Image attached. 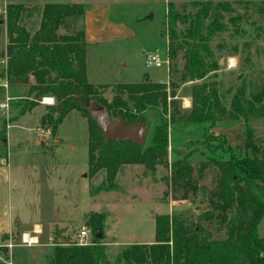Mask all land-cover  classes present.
Here are the masks:
<instances>
[{
  "label": "trees",
  "instance_id": "16d2710c",
  "mask_svg": "<svg viewBox=\"0 0 264 264\" xmlns=\"http://www.w3.org/2000/svg\"><path fill=\"white\" fill-rule=\"evenodd\" d=\"M5 1L7 61L0 77H6L10 86L29 88L21 116L40 105L43 98L55 99L53 105H46L47 111L41 117V123L50 124L55 133L72 111L88 117L90 175L105 173V181L92 187L91 194L116 189L121 168L140 164L150 172H156L159 166L169 168L170 174L164 180L175 199L188 200L192 194L197 197L200 190L207 195V207L195 222L176 214L157 215L154 243L128 245L114 257L107 245L96 239L106 215L94 214L89 220L90 226L98 227L93 230V243L66 247L57 244L50 264H264V237L258 232L264 217V140L256 137L251 125L264 118V83L255 89L256 85L245 78L229 106L224 103L217 80L221 58L213 44L228 31L223 21L230 11L228 4L193 2L181 13L170 4L167 24L172 67L168 82L117 84L110 101L103 95L105 86L88 79L85 4L47 3L37 7L27 4L36 0ZM33 15L40 17L35 30L27 24ZM181 52L184 63L178 68ZM187 82L193 83L192 108L182 111L175 97ZM0 93L5 91L0 88ZM93 100L113 119L122 117L128 124L141 123L147 130L145 113L161 109L162 115L150 127V144L107 141L90 114ZM236 122L244 125V148H233L224 136L210 133L216 125ZM195 123L205 125L203 140L187 142L188 152L182 154L180 150L169 163L171 127ZM2 131L6 141V128ZM193 145L203 150L194 151ZM195 152L202 159L194 161ZM208 172L213 174L209 189L203 184ZM169 194L167 190L165 196Z\"/></svg>",
  "mask_w": 264,
  "mask_h": 264
},
{
  "label": "rangeland",
  "instance_id": "374dc122",
  "mask_svg": "<svg viewBox=\"0 0 264 264\" xmlns=\"http://www.w3.org/2000/svg\"><path fill=\"white\" fill-rule=\"evenodd\" d=\"M205 1L208 0H36L27 4L43 7L47 3H83L87 12L102 7L101 29L87 42L86 66L89 81L105 86L103 95L111 101L117 84L145 80L168 82L172 67L168 51L169 6L172 4L181 13L185 5L188 10L193 2ZM211 1L213 4L227 3L230 9L223 19L228 31L213 44L217 57L222 61L217 77L219 89L224 103L229 106L230 98L245 78L248 83L256 85L255 89L264 83V0ZM7 3L0 1V71L7 61ZM27 22L35 30L40 17L33 15ZM110 22L122 23L124 30L111 29ZM217 44H220L219 48ZM155 48L163 53L167 49L169 69L167 65H146L147 53ZM183 63L181 52L178 68H182ZM192 85V82H187L177 91L175 100L182 111L192 108ZM28 90L27 86H10L9 109L0 108V157L10 170L9 181L5 185L7 206L15 219H21L20 230L30 231L37 223L41 225L42 233L40 244L31 247L22 246L13 233L16 246L12 250L5 246L10 241L9 235L1 238L0 264H50L57 244L73 246L80 229L86 225L90 231L87 241L95 238V228L100 227L103 234L100 241L107 245L108 253L114 257L128 245L154 243L157 215H181L192 223L206 209L204 190H200L197 197L192 194L188 200L173 197L170 185L164 180L170 170L164 166L150 172L140 164L125 165L117 176L116 189L91 194L92 187L105 181V173L90 175L88 117L81 111H72L55 133L50 124L41 123V117L47 111L46 105H53L54 98H43L40 105L21 116ZM5 97V93H0V104ZM171 102L172 97L169 96V110ZM90 108L103 109L95 100L90 102ZM145 115L148 132L144 145L148 146L152 134L150 127L162 115V110L154 109ZM251 125L256 137L264 140V118L252 121ZM3 128L7 131L6 141ZM38 128L48 130L50 135H39ZM204 133L205 125L202 123L171 127L168 162L171 163L180 150L182 154L188 152L187 142L203 140ZM210 133L224 136L233 148L245 147L242 122L216 125ZM192 147L194 151L203 150L199 145ZM199 152L194 153V161L202 159ZM212 175L208 172L203 182L208 189L212 186ZM167 190L170 194L166 197ZM94 214L106 215L103 226H90L89 220ZM258 232L264 237V217Z\"/></svg>",
  "mask_w": 264,
  "mask_h": 264
},
{
  "label": "crops",
  "instance_id": "0c3cea01",
  "mask_svg": "<svg viewBox=\"0 0 264 264\" xmlns=\"http://www.w3.org/2000/svg\"><path fill=\"white\" fill-rule=\"evenodd\" d=\"M97 6V5H96ZM102 7H95L94 11L89 10L86 18V40L94 37V34H98L100 31L103 12ZM111 29L116 31L123 29L124 25L122 23H109ZM124 30V29H123ZM243 124V123H242ZM173 149V148H172ZM10 170L7 165L4 164L3 159L0 157V239L5 236L11 237L13 233L16 238H19L23 233H32L34 230H41V225L35 223L30 231L20 230V225L22 224L21 219L16 218L12 215L11 208L7 206L8 200L5 193V185L9 181ZM6 194V195H5ZM17 225V226H15ZM19 227V228H17ZM41 235V234H40ZM41 237V236H40ZM140 244V243H137Z\"/></svg>",
  "mask_w": 264,
  "mask_h": 264
},
{
  "label": "built area",
  "instance_id": "2783aa9c",
  "mask_svg": "<svg viewBox=\"0 0 264 264\" xmlns=\"http://www.w3.org/2000/svg\"><path fill=\"white\" fill-rule=\"evenodd\" d=\"M146 65L147 66H156V67H162L163 65H167L168 69L170 66V59L168 56V52L166 49V52L163 53L161 49L155 48L154 50L150 51L146 55ZM0 88H2L5 91V101L1 102L0 108L2 110H8L9 109V103L11 101V98L8 96V91L10 89L9 81L6 77H0ZM184 105H187V102L184 101ZM38 134L39 135H45L49 136L50 133L48 130L38 128ZM89 229L88 226H83L79 233L77 234L76 238V245L79 246H88L93 243V240L91 242L87 241V237L89 235ZM42 233L41 230H34L32 233H23L20 235L19 239L21 241L22 246H37L40 244V234ZM51 241L53 238L50 239ZM10 250H12L16 245L13 242V237H10V241L5 245Z\"/></svg>",
  "mask_w": 264,
  "mask_h": 264
},
{
  "label": "water",
  "instance_id": "95a60500",
  "mask_svg": "<svg viewBox=\"0 0 264 264\" xmlns=\"http://www.w3.org/2000/svg\"><path fill=\"white\" fill-rule=\"evenodd\" d=\"M220 63H222V61H220ZM90 114L103 131L107 141H130L137 145H142L146 139L148 131L141 123L128 124L122 117L113 119L108 111L102 109L90 110ZM102 238L103 234L98 228L96 239L101 240Z\"/></svg>",
  "mask_w": 264,
  "mask_h": 264
}]
</instances>
